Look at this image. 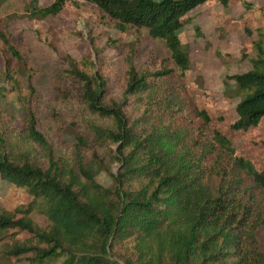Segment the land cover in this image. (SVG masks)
I'll list each match as a JSON object with an SVG mask.
<instances>
[{
  "label": "trees",
  "instance_id": "obj_1",
  "mask_svg": "<svg viewBox=\"0 0 264 264\" xmlns=\"http://www.w3.org/2000/svg\"><path fill=\"white\" fill-rule=\"evenodd\" d=\"M88 1L120 30L146 28L164 39L184 75L190 68V46L180 38L185 16L213 0ZM219 1L229 6L237 0ZM66 2L29 0L22 15L60 14ZM244 3L245 13L254 9L252 1ZM18 16H0V39L22 58L9 31ZM215 19L223 24L225 17L216 12ZM262 25L255 26L254 66L230 75L235 91L245 93L232 129L248 130L264 119ZM172 72L166 65L140 70L131 64L125 95L117 100L106 97L99 71L90 74L68 56L55 75L57 105L50 107L48 124L59 133L72 128L74 141L50 140L32 105L22 126L0 124V175L31 197L0 210V233L9 237L1 264H264L257 236L263 203L243 176L264 186V160L257 167L238 154L230 135L210 125L206 110L195 106L202 123L186 116L185 100L166 89ZM4 88L0 83V96ZM58 104L68 106L69 118ZM129 104L137 113L132 118L124 109ZM200 127L213 138L199 134ZM103 171L112 185L98 181ZM34 210L45 214L46 224L32 217Z\"/></svg>",
  "mask_w": 264,
  "mask_h": 264
},
{
  "label": "rangeland",
  "instance_id": "obj_2",
  "mask_svg": "<svg viewBox=\"0 0 264 264\" xmlns=\"http://www.w3.org/2000/svg\"><path fill=\"white\" fill-rule=\"evenodd\" d=\"M28 1L0 0V16L15 12L20 15L10 21L9 31L22 55V58L16 57L0 39V83L5 87L0 96V124L22 126L27 107L32 105L38 112L40 128L50 140L54 143L61 138L74 141L72 128L59 133L50 130L48 124L50 107L57 105L55 75L67 66L68 56L90 74L99 71L107 81L106 97L117 100L125 95L127 69L131 64L140 70H154L166 65L173 68L166 89L176 91L185 100L188 105L185 115L195 123H202L198 110H206L210 125L230 135L236 152L250 158L257 167L261 166L264 119L248 130L231 128L230 123L238 116L236 105L245 93L235 91V80L230 75L251 69L253 59L259 57L256 41L260 35L255 26L263 24L264 28V0H250L254 9L246 13V0H237L229 6L213 0L190 10L180 34L181 40L190 46V68L184 75L164 39L150 35L146 28L120 30L116 20L93 2L66 0L60 14L30 18L22 15ZM52 1L40 0V3L47 5ZM216 12L225 17L223 24L215 19ZM245 23L252 27L251 31L246 29ZM160 85L166 87V83L160 82ZM32 98H38L40 104L33 103ZM133 99L132 95L128 96V101ZM58 106L69 118L68 106ZM124 109L130 118L137 115L130 104ZM198 133L213 138L208 128L200 127ZM114 168H117L116 164ZM243 176L262 201L264 213V186L249 179L246 172ZM97 179L105 186L113 184L112 177L105 171ZM30 198L24 187L14 185L0 175V210L12 209ZM31 215L46 224L47 218L41 211L34 210ZM2 234L0 264L4 261L1 253L9 242V237ZM257 236L264 249V223Z\"/></svg>",
  "mask_w": 264,
  "mask_h": 264
}]
</instances>
